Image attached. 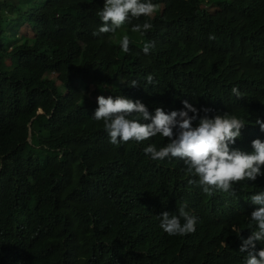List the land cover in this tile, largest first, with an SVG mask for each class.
<instances>
[{
  "label": "clouds",
  "instance_id": "1",
  "mask_svg": "<svg viewBox=\"0 0 264 264\" xmlns=\"http://www.w3.org/2000/svg\"><path fill=\"white\" fill-rule=\"evenodd\" d=\"M176 2L180 3L93 1L95 18L78 43L80 48L93 50L90 62L77 72V80L91 105L95 126L83 135L74 154L96 160L81 168L83 175L89 172L99 183L121 189L123 194L115 195L102 187L91 188L92 201L115 211L129 209L122 225L131 238L149 222L157 221L164 231L159 246L168 256L151 259L150 264H221L225 243L208 246L194 234L207 223L221 230L247 210L245 225H254V231L242 239L239 262L264 264V118L256 115L264 111V65L247 43L256 8L264 0H236V19L227 28L237 35L240 45L215 63L205 58L225 80L211 79L194 65L203 56L202 50L181 57L176 81L173 67L144 68L150 61L141 55L140 45H130L128 35L121 38L115 60L101 59L94 50L125 23L135 24L134 33H147L153 27L151 21L173 17L166 10ZM113 39L118 42L116 36ZM209 39H215L214 35ZM154 46V42L144 43L143 53L149 54ZM207 92L211 101L201 102ZM42 113L41 109L37 112ZM99 152L102 161L97 159ZM135 159L141 162V173L157 162L164 163L170 177L161 181L165 171L156 169L152 172L155 186L131 180L128 170ZM3 176L0 160L2 191L8 190ZM183 193L178 210L164 211L165 200L175 204ZM0 202L1 214H6L7 205L1 198ZM63 241L62 264H92L81 252L84 240L74 241L67 224Z\"/></svg>",
  "mask_w": 264,
  "mask_h": 264
},
{
  "label": "trees",
  "instance_id": "2",
  "mask_svg": "<svg viewBox=\"0 0 264 264\" xmlns=\"http://www.w3.org/2000/svg\"><path fill=\"white\" fill-rule=\"evenodd\" d=\"M93 1L0 0V160L8 185V190L0 187V198L7 205V213L1 214L0 202V264H62L65 224L74 241L84 240L81 252L92 264H150L151 259L168 256L160 251L164 231L157 221L149 222L142 233L131 238L122 225L129 209L115 211L92 201L94 187H102L108 194L123 192L99 183L89 172L83 175L81 168L96 160L74 154L80 139L95 126L91 105L77 80V72L90 62L93 50L91 46L78 47L86 25L95 18ZM151 1L180 3L167 8L166 14L173 17L151 21L152 29L143 35L131 31L135 24L125 23L109 34L107 42L94 46L97 57L115 60L121 38L128 35L130 45H140L141 55L150 61L144 68L173 67L176 81L181 57L202 50L203 56L194 65L211 79L225 80L205 58L215 63L240 45L237 35L227 28L236 19V0ZM141 23L142 19L137 22ZM210 35L215 39H209ZM146 42L155 45L149 54L142 51ZM247 43L264 65L263 2L256 8ZM208 101L210 92L201 102ZM39 109L42 114H37ZM256 115L264 118V111ZM102 156L99 152L97 159L102 161ZM163 165L152 163L141 173V162L135 159L128 175L131 180L155 186L153 170L165 171L161 181L170 177ZM185 194L177 197L175 204L165 200L164 211L178 210ZM248 215V210L235 215V221L218 231L207 223L194 237L208 246L224 242L221 264H240L242 239L254 231V225H245Z\"/></svg>",
  "mask_w": 264,
  "mask_h": 264
},
{
  "label": "rangeland",
  "instance_id": "3",
  "mask_svg": "<svg viewBox=\"0 0 264 264\" xmlns=\"http://www.w3.org/2000/svg\"><path fill=\"white\" fill-rule=\"evenodd\" d=\"M50 77H51V78H52V77H55V73H51V76H50Z\"/></svg>",
  "mask_w": 264,
  "mask_h": 264
}]
</instances>
